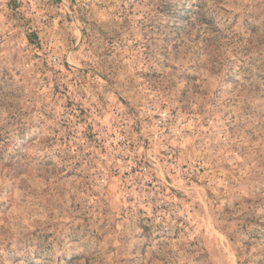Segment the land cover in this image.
<instances>
[{
    "label": "clouds",
    "instance_id": "9594fccd",
    "mask_svg": "<svg viewBox=\"0 0 264 264\" xmlns=\"http://www.w3.org/2000/svg\"><path fill=\"white\" fill-rule=\"evenodd\" d=\"M0 264H264V0H0Z\"/></svg>",
    "mask_w": 264,
    "mask_h": 264
}]
</instances>
